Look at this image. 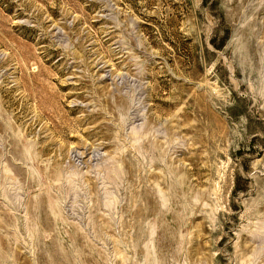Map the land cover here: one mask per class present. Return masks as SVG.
<instances>
[{
    "label": "rangeland",
    "instance_id": "1",
    "mask_svg": "<svg viewBox=\"0 0 264 264\" xmlns=\"http://www.w3.org/2000/svg\"><path fill=\"white\" fill-rule=\"evenodd\" d=\"M0 264H264V0H0Z\"/></svg>",
    "mask_w": 264,
    "mask_h": 264
}]
</instances>
